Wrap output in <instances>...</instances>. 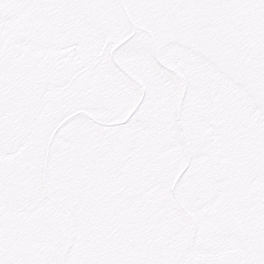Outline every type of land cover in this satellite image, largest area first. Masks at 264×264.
<instances>
[{"label": "snow or ice", "instance_id": "1", "mask_svg": "<svg viewBox=\"0 0 264 264\" xmlns=\"http://www.w3.org/2000/svg\"><path fill=\"white\" fill-rule=\"evenodd\" d=\"M0 264H264V0H0Z\"/></svg>", "mask_w": 264, "mask_h": 264}]
</instances>
